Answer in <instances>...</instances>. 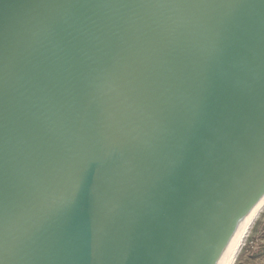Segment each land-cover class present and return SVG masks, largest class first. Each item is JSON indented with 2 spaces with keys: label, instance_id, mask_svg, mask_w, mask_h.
Returning a JSON list of instances; mask_svg holds the SVG:
<instances>
[{
  "label": "water",
  "instance_id": "obj_1",
  "mask_svg": "<svg viewBox=\"0 0 264 264\" xmlns=\"http://www.w3.org/2000/svg\"><path fill=\"white\" fill-rule=\"evenodd\" d=\"M263 194L264 0H0L3 264H219Z\"/></svg>",
  "mask_w": 264,
  "mask_h": 264
},
{
  "label": "rangeland",
  "instance_id": "obj_2",
  "mask_svg": "<svg viewBox=\"0 0 264 264\" xmlns=\"http://www.w3.org/2000/svg\"><path fill=\"white\" fill-rule=\"evenodd\" d=\"M249 230L234 264H264V207Z\"/></svg>",
  "mask_w": 264,
  "mask_h": 264
},
{
  "label": "bare ground",
  "instance_id": "obj_3",
  "mask_svg": "<svg viewBox=\"0 0 264 264\" xmlns=\"http://www.w3.org/2000/svg\"><path fill=\"white\" fill-rule=\"evenodd\" d=\"M264 207V194L261 198L254 203L247 213L242 212L245 216L239 224L236 231L231 228V231L235 234L233 235L222 259L219 264H234L238 252L240 251L241 246L247 236V233L250 231L251 225L256 219L259 212ZM213 264V263H212Z\"/></svg>",
  "mask_w": 264,
  "mask_h": 264
},
{
  "label": "snow or ice",
  "instance_id": "obj_4",
  "mask_svg": "<svg viewBox=\"0 0 264 264\" xmlns=\"http://www.w3.org/2000/svg\"><path fill=\"white\" fill-rule=\"evenodd\" d=\"M66 206L67 207H74L75 206V200L66 202ZM215 255H218V252ZM215 255H213L211 257V260H212L213 264H214V261H215ZM0 264H3V257L2 256H0Z\"/></svg>",
  "mask_w": 264,
  "mask_h": 264
},
{
  "label": "trees",
  "instance_id": "obj_5",
  "mask_svg": "<svg viewBox=\"0 0 264 264\" xmlns=\"http://www.w3.org/2000/svg\"><path fill=\"white\" fill-rule=\"evenodd\" d=\"M236 260V259H235Z\"/></svg>",
  "mask_w": 264,
  "mask_h": 264
}]
</instances>
